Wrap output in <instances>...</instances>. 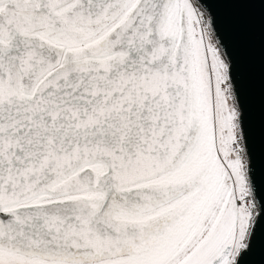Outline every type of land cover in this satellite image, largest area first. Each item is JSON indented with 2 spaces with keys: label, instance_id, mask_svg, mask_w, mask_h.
<instances>
[{
  "label": "snow or ice",
  "instance_id": "6c2138e0",
  "mask_svg": "<svg viewBox=\"0 0 264 264\" xmlns=\"http://www.w3.org/2000/svg\"><path fill=\"white\" fill-rule=\"evenodd\" d=\"M250 2L0 0V264H243L264 196L217 7Z\"/></svg>",
  "mask_w": 264,
  "mask_h": 264
},
{
  "label": "water",
  "instance_id": "95a60500",
  "mask_svg": "<svg viewBox=\"0 0 264 264\" xmlns=\"http://www.w3.org/2000/svg\"><path fill=\"white\" fill-rule=\"evenodd\" d=\"M217 15L243 86L246 132L258 195L264 196V4L260 0L217 7ZM243 264H264V225L257 226L253 248Z\"/></svg>",
  "mask_w": 264,
  "mask_h": 264
}]
</instances>
